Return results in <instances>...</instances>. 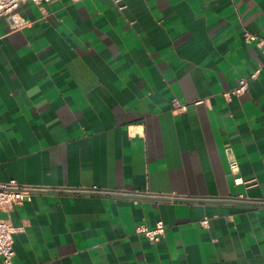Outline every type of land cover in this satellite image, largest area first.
Here are the masks:
<instances>
[{
  "label": "crops",
  "instance_id": "1",
  "mask_svg": "<svg viewBox=\"0 0 264 264\" xmlns=\"http://www.w3.org/2000/svg\"><path fill=\"white\" fill-rule=\"evenodd\" d=\"M17 13V30L0 17V180L54 190L0 212L23 227L13 264H264V53L244 39L264 37V0ZM157 221L160 239L137 232Z\"/></svg>",
  "mask_w": 264,
  "mask_h": 264
},
{
  "label": "built area",
  "instance_id": "2",
  "mask_svg": "<svg viewBox=\"0 0 264 264\" xmlns=\"http://www.w3.org/2000/svg\"><path fill=\"white\" fill-rule=\"evenodd\" d=\"M31 1L36 4L50 3L53 0H0V17H6L9 20L10 28L12 30L20 29L29 24V22L23 19L18 13L17 9L23 2ZM76 1V0H74ZM119 1V0H115ZM121 8V7H120ZM244 39L246 41H254L255 45L262 50L264 53V37H258L256 35L250 34L249 32L244 33ZM256 73L251 74L249 77H243L239 80L236 88L232 89L225 93V96L229 95H238L246 91L248 87V82L251 79H254ZM198 101L197 103H199ZM173 112H182L186 111L187 105L180 102L177 99H173L172 103ZM229 169L232 174L238 173L237 161L234 157H229ZM234 183L243 184L250 186L254 184L253 180L243 181L241 177H235ZM54 189L50 187H42L36 185H27L18 183L15 180L10 181H1L0 180V212H8L12 209L13 206L21 204L23 202H28L36 194L48 193ZM91 192L99 193H111V191H103L98 189H91ZM120 194V193H119ZM123 194V193H122ZM138 195V193L136 194ZM139 196V195H138ZM140 196H146L142 194ZM160 198L166 200L175 199L176 196L169 195H160ZM206 221L204 220L203 223ZM164 223L162 221H157L154 228H148L145 225H140L137 228V232L143 234L149 240L156 241L164 233ZM23 230L22 226H14L8 219H3L0 217V257L3 264H13L14 249H13V235L17 232Z\"/></svg>",
  "mask_w": 264,
  "mask_h": 264
}]
</instances>
